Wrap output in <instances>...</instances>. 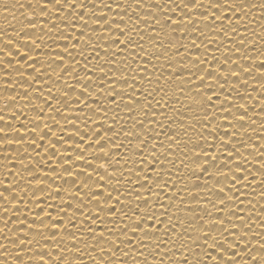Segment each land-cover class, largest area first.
Here are the masks:
<instances>
[{"label": "snow or ice", "instance_id": "obj_1", "mask_svg": "<svg viewBox=\"0 0 264 264\" xmlns=\"http://www.w3.org/2000/svg\"><path fill=\"white\" fill-rule=\"evenodd\" d=\"M26 6L0 33V264H264V0Z\"/></svg>", "mask_w": 264, "mask_h": 264}, {"label": "bare ground", "instance_id": "obj_2", "mask_svg": "<svg viewBox=\"0 0 264 264\" xmlns=\"http://www.w3.org/2000/svg\"><path fill=\"white\" fill-rule=\"evenodd\" d=\"M32 2L35 3V0H32ZM28 3H29V0H0V33H2L4 30L12 32L13 29H17V30L20 29L21 22L24 21L25 15H31L32 11L27 6L20 8L19 5H27ZM5 6H7V9H8L7 11H5ZM261 23H264V22H261ZM256 30L259 31V28H257ZM43 51H47V49H44ZM217 55H219V53H217ZM41 59H46V57L41 56ZM79 87L80 86L77 85V88ZM0 95H4V93L0 92ZM37 95H39V93H37ZM252 95L256 97L257 93L252 92ZM73 96H75V94H73ZM0 103H2V101H0ZM53 103L55 104L56 102L53 101ZM250 103L251 102H249V104ZM258 108H259V105H257V107L253 109L252 113H249V116H253V115L256 116L257 125H259L260 119L264 118V114L258 113ZM45 112H48V109H45ZM28 115H32V113L29 111ZM41 124H43V121H41ZM249 124H250V121L248 120V118H245V128H248ZM237 127H239V125H237ZM228 131L231 133L232 129H228ZM248 131L252 135L253 140H256L258 143H264V141L258 140L257 133H259L260 131L258 126L255 132H253L251 128H248ZM193 139H196V137L193 136ZM47 143L48 141L46 140L45 144ZM41 151H43V149H41ZM213 151H215V149ZM249 159H251V157H249ZM3 173H4V169L0 168V179H2ZM49 175L53 176L54 174L49 172ZM62 195H63V192H62ZM53 201L58 204L59 198H53ZM68 211L71 212V209H69ZM53 214L55 215V213Z\"/></svg>", "mask_w": 264, "mask_h": 264}]
</instances>
